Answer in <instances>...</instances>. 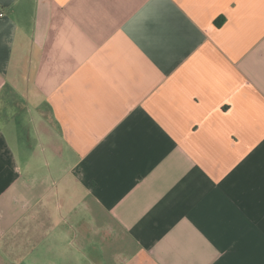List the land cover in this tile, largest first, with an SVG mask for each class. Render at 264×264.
Instances as JSON below:
<instances>
[{
	"label": "crops",
	"instance_id": "crops-1",
	"mask_svg": "<svg viewBox=\"0 0 264 264\" xmlns=\"http://www.w3.org/2000/svg\"><path fill=\"white\" fill-rule=\"evenodd\" d=\"M0 264H264V0H0Z\"/></svg>",
	"mask_w": 264,
	"mask_h": 264
}]
</instances>
